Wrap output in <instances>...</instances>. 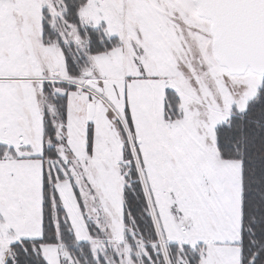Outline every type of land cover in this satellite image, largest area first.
Masks as SVG:
<instances>
[{"label":"snow or ice","instance_id":"6c2138e0","mask_svg":"<svg viewBox=\"0 0 264 264\" xmlns=\"http://www.w3.org/2000/svg\"><path fill=\"white\" fill-rule=\"evenodd\" d=\"M0 264H264V0H0Z\"/></svg>","mask_w":264,"mask_h":264}]
</instances>
